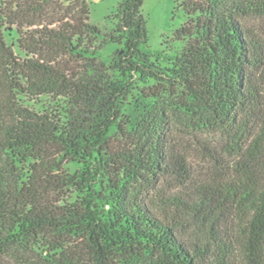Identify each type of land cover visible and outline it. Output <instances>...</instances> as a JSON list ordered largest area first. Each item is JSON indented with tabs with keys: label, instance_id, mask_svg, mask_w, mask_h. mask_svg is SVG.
<instances>
[{
	"label": "trees",
	"instance_id": "1",
	"mask_svg": "<svg viewBox=\"0 0 264 264\" xmlns=\"http://www.w3.org/2000/svg\"><path fill=\"white\" fill-rule=\"evenodd\" d=\"M50 1L0 4V257L264 264V40L240 22L264 0H184L165 67L142 0H120L107 32L84 0L43 22ZM177 125L225 134L236 170L166 195L161 179L189 180Z\"/></svg>",
	"mask_w": 264,
	"mask_h": 264
},
{
	"label": "rangeland",
	"instance_id": "2",
	"mask_svg": "<svg viewBox=\"0 0 264 264\" xmlns=\"http://www.w3.org/2000/svg\"><path fill=\"white\" fill-rule=\"evenodd\" d=\"M9 1L11 0H0V4ZM35 1L40 2V0ZM142 1L141 13L146 19L148 35L147 47L144 50L165 67L183 44L173 38V33L187 21V16L180 7L184 0ZM119 2L120 0H84L88 9V23L99 27L102 32H107L114 25V14ZM74 6V0H52L44 5L42 21L46 23L52 19L56 20ZM240 17L243 25L264 40V11L250 8L245 10ZM115 49L116 46L106 47L99 52L100 58L108 62ZM168 90L171 94L176 93L174 87ZM167 96L171 98V95ZM173 130L174 142L186 158L189 180L187 185H181L177 177L167 176L161 179L158 188H161L166 195L185 194L197 186L200 188L202 184L226 179L229 171L236 170L235 163L239 157L229 150L225 134L213 130L192 129L184 125H177V129ZM153 194L150 192L151 196ZM0 264H10V262L0 257Z\"/></svg>",
	"mask_w": 264,
	"mask_h": 264
}]
</instances>
